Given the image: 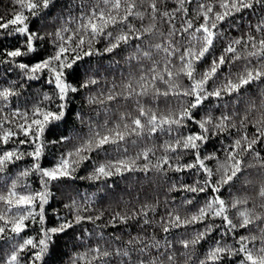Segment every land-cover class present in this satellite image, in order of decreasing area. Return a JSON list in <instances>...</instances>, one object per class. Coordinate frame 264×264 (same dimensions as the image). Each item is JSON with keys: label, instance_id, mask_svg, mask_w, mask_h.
Listing matches in <instances>:
<instances>
[{"label": "clouds", "instance_id": "9594fccd", "mask_svg": "<svg viewBox=\"0 0 264 264\" xmlns=\"http://www.w3.org/2000/svg\"><path fill=\"white\" fill-rule=\"evenodd\" d=\"M36 5L0 4V264H264V0Z\"/></svg>", "mask_w": 264, "mask_h": 264}, {"label": "snow or ice", "instance_id": "6c2138e0", "mask_svg": "<svg viewBox=\"0 0 264 264\" xmlns=\"http://www.w3.org/2000/svg\"><path fill=\"white\" fill-rule=\"evenodd\" d=\"M21 4L29 9V10H34L37 5H36V0H21ZM44 4L45 6H48V0H44ZM116 6L119 7V0H116ZM134 7V5H130L129 6V10L127 14H130L131 12V8ZM155 7V6H153ZM110 19V17L108 16V14L104 13L103 11H100L99 13L93 9L92 11V15L87 17L84 21L83 24L85 27L90 28L92 31H98L99 30V26H100V22L103 21H108ZM27 20V16L23 13V12H18L15 14L14 17H12L11 19V23L13 25H17V31L18 32H24V33H30L31 32V27L30 25H28L26 23ZM4 27H7V25H3ZM201 28L206 30V26L205 25H201ZM28 38V37H26ZM125 39L127 38V34H125ZM136 38H140L139 34L137 35V37H134V39ZM66 51V49H61L59 56L62 57L63 53ZM6 55H11L14 57H21L22 58V51L20 49H16L10 53H5ZM32 71L36 72V71H51L54 76L56 77V81H57V86L60 88L61 90V94L64 95L67 91V85L66 83L62 80L61 78V74L58 68L53 67L48 61H45L41 64H36L32 67ZM244 83H247V81H244ZM233 87H238L237 85H233ZM10 89H4L2 91V95L7 96L9 95ZM58 119L59 118V113L55 112V111H41L39 108L36 109V116L28 121L27 126L24 127V132L25 135L31 136L33 134V126H35L36 130L39 133H43L44 131V127L45 125L51 121L52 119ZM140 121L137 120V124H139ZM15 134L12 133L10 130L7 132H0V140H2L4 142V144H8L9 142V138L14 136ZM110 138V137H109ZM107 139V138H105ZM101 142L103 143L104 140L102 139ZM251 147V145L249 146ZM33 157H38L39 156V152H33L32 153ZM16 156V153H13L11 151L0 154V164H2L5 160L8 159H14ZM202 163V162H201ZM69 168H70V162L69 161H64V163L62 165H57V168L55 170H45V174L50 176L51 178H56L57 176L60 175H67L69 173ZM101 171H103V169H101ZM211 191V189H210ZM43 194H41L42 196ZM18 203H31V200L27 197H21V199L18 201ZM222 204V201L220 202ZM25 227L23 221H18L15 225H14V230L16 231H21L23 228ZM57 231H59L56 228L52 229L53 233H56ZM39 244L41 246H46L47 245V241L46 239H41ZM28 245L29 246H36V242L34 240H29L28 241ZM218 251H223V250H219ZM249 264H258V258L251 255L250 253L246 254ZM42 256V252H36V257L39 258ZM17 259L16 255L13 254L10 258H9V262L8 264H14L15 260ZM33 264H35V260L33 261Z\"/></svg>", "mask_w": 264, "mask_h": 264}, {"label": "trees", "instance_id": "16d2710c", "mask_svg": "<svg viewBox=\"0 0 264 264\" xmlns=\"http://www.w3.org/2000/svg\"><path fill=\"white\" fill-rule=\"evenodd\" d=\"M4 0H0V4H3Z\"/></svg>", "mask_w": 264, "mask_h": 264}]
</instances>
